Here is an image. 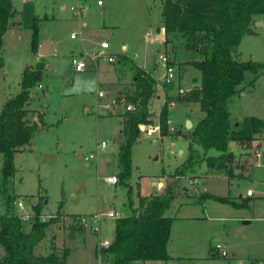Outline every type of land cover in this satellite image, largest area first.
<instances>
[{"label":"rangeland","instance_id":"1","mask_svg":"<svg viewBox=\"0 0 264 264\" xmlns=\"http://www.w3.org/2000/svg\"><path fill=\"white\" fill-rule=\"evenodd\" d=\"M97 1L15 0V4L21 9L23 23L5 32V50L2 55L4 67L0 71L1 79H3L0 83L1 111L5 96L14 95L21 88L25 66L36 63L39 51L34 50L32 44L35 20L38 26V44L41 46L45 41L53 38L52 51L45 56L47 65L42 75L45 87L33 88L34 96H43L44 100L45 90L49 91L50 97L45 100L50 104L49 110L46 111L48 126L38 130L34 135L36 150L15 154L14 161L17 170L5 185L16 199L22 196L25 202L22 209L15 204L16 213L33 212L34 205L41 201L44 212L56 214V220L47 226L45 237L39 244H36L34 251L49 253L56 250L62 255L64 249L67 248L70 252L67 255L66 264H98L100 260L99 235L93 230L79 226L73 220L74 216L99 211L106 213L109 209L119 211L124 216L132 213L130 198L134 199V204H139L136 192L139 178H144L149 182L153 177L166 175L164 179L167 184L178 180V187L174 192L175 198L166 214L189 216L204 209H211L209 202L212 201L240 208V204H235L233 196H239L242 192L246 195L249 187H252L253 191L256 185L252 184V181L258 178L259 174L264 176V164L255 165L253 171L237 168L240 167V162L248 165L253 162L254 158L257 159L254 155V148L258 146V143H260L258 147L264 162V130L256 135L255 140L258 141L256 145L249 143L246 148L241 146L233 148L235 149L233 161H229L225 169H227L226 172L235 169L236 173L241 172L242 176L230 177L233 185L229 191L226 190L224 182L227 181V173L214 174L209 182L196 180L195 177L201 178L208 172L209 166L206 161L198 162L188 169L189 172L198 176L188 177V171L175 175L177 167L184 163L190 151L191 138L190 129L186 126L187 120L194 121L199 114L196 104L176 101L174 105L168 104L169 119L173 122L169 124V127H177L178 131L174 133L175 135L169 134L162 139L158 138V132L155 135H148L141 128L140 137L132 144L133 167L127 181L124 182L118 178L119 182L110 183L105 180L108 174L120 173L122 170L119 162L120 147L117 145L116 136L118 138L122 134L120 130L124 126L115 114L105 115L106 111L102 109L101 103L112 96L111 93L115 89L112 83L114 73L133 72V64L127 59L118 66V63L100 58L98 65L92 64L93 66L87 67L84 72L76 71L71 54L79 50L80 38L74 39L71 34L81 30L82 21L88 20L89 22L85 29L96 27V30L99 28L106 33L104 38L109 37V42H111L109 50L113 53L120 52L123 44L127 43L128 54L138 59L149 71L154 69L160 51H165L175 58L178 66L177 77L173 85L163 83L165 89H169L168 86L171 85L172 88L169 92L164 89L168 94L165 96L164 93L162 106L166 99H178L176 94L179 82L184 88L192 87L202 82V74L196 65L187 63L196 55L193 56L194 53L185 47L186 43L184 46L179 44L173 49V45L166 46L165 42L161 44V50H159L161 42L159 43L153 32L155 30L152 31L151 40H146V32L150 31V28L154 27L161 17V0H102L104 1L103 6H99ZM81 4L87 5V11L89 10L83 18L72 8V6ZM260 20L264 22V14L252 24L254 31L251 30L243 36V41L239 46L240 54L237 53L242 60L264 61V23H257ZM114 25H119L120 30H115ZM112 31L113 34H110ZM158 31L161 32V29L158 28ZM85 36L87 35H84V38ZM101 38L102 36L97 31L92 39L93 42L89 41V47L99 43ZM173 38L172 40L186 41L181 35H174ZM116 68L119 69L116 71ZM159 76L161 75L157 77ZM127 87L124 88L127 89ZM100 90L106 95L100 96L98 93ZM190 91L180 95L181 98L189 95ZM239 91L237 95L229 99L232 121L242 120L245 115L264 118V68L258 71L247 69ZM38 101L37 99V103L41 102V100ZM98 103L100 106L97 105ZM45 104L42 101L43 107ZM122 104L125 110L126 100ZM86 108H89V111H86ZM158 120L156 124L152 123L153 121L142 124L161 127L160 117ZM104 139L109 140L105 150L98 146V143ZM194 144L201 154H204L203 146L197 142ZM112 146L115 148L113 149ZM92 152L95 153V157L89 161L86 160V156ZM211 154H218V150L211 148L207 155ZM1 164L2 154L0 152V214H3L7 208V201L2 183ZM130 184L133 185L132 188ZM204 186L210 187L209 190L213 191L211 194L216 196H202L203 193H207L204 191ZM111 201L114 203L112 204ZM62 211L71 212L74 215L65 214ZM23 218L25 227L29 230L35 220L34 215L30 214V217L23 216ZM116 219L109 217L103 220L101 225L103 239H115ZM192 231L193 229L184 222L176 223L175 234L177 236L175 235L171 244H178L181 239L186 238L187 233H192ZM216 231L204 230L202 234H208L210 238L216 234ZM88 238L90 242L85 248L83 243ZM217 240H219L217 236H214L215 244L222 243ZM0 251H2L1 246ZM113 255V253L109 256L103 253L101 258L110 260Z\"/></svg>","mask_w":264,"mask_h":264},{"label":"trees","instance_id":"2","mask_svg":"<svg viewBox=\"0 0 264 264\" xmlns=\"http://www.w3.org/2000/svg\"><path fill=\"white\" fill-rule=\"evenodd\" d=\"M161 23L166 27L167 39L181 35L186 47L198 52L199 58L188 61L196 65L202 74L201 84L192 87L189 95L178 99L199 101L203 116L194 125L190 151L184 163L177 167L175 175L184 174L198 162L206 161L209 166L225 169L233 161L232 142L247 147L254 143L256 135L264 130V118L245 115L242 120L232 121L229 99L237 95L247 69L258 71L264 61L240 58L237 53L245 33L253 30L255 16L264 14V0H161ZM12 0H0V51L3 49L4 34L10 28L14 14ZM33 48L39 51L38 26L35 20ZM174 39V38H173ZM174 41V40H172ZM117 59L118 55H117ZM46 62L37 60L35 65H26L22 73L21 88L8 98L0 111V152L2 154V183L4 184L7 208L0 214V264H66L69 249L64 253L52 250L36 253V244L45 237L51 222L39 217L42 202L33 207L34 222L29 230L21 214L14 211L16 197L6 187L9 178L17 170L15 154L30 142L39 122L28 118L27 104L31 88L42 79ZM1 68V65H0ZM133 88L124 90V100L134 104V109L125 108L124 135L119 144V162L122 170L119 179L125 181L132 172V144L140 137L141 122H151L149 103L155 95L156 75L143 67H136ZM123 100L122 98L119 101ZM169 100L161 107L160 126L162 135L170 134ZM43 117L40 116L42 121ZM195 142L205 149L201 154ZM211 148L217 155H207ZM177 182L169 183L160 193L139 194V207L135 208L130 198L132 213L116 219L115 239L104 250L110 264H133L135 259H162L171 256L167 248L171 237L174 217L166 214L174 200ZM202 196H216L203 193ZM60 211V210H58Z\"/></svg>","mask_w":264,"mask_h":264},{"label":"crops","instance_id":"3","mask_svg":"<svg viewBox=\"0 0 264 264\" xmlns=\"http://www.w3.org/2000/svg\"><path fill=\"white\" fill-rule=\"evenodd\" d=\"M12 1H13V9L12 10H14V14L10 20L11 25H10V28H8V30L17 28V26H21L23 23V21L21 20V9H19L18 6L15 4V0H12ZM103 4H104V1L102 2V4H98V5L103 6ZM85 15H83L82 18L85 17ZM261 15L262 14L255 16V20L259 19L261 17ZM88 23H89L88 20L82 21L81 25H83V26H82L81 30H79L78 35L76 37V38H80V42H79L80 44L78 45L79 50L72 52V54H81V53H84L87 51H92V50L98 49L101 47V44H102L101 41L102 40H104V39L109 40V37L104 38L106 33H104L101 29L99 30V28H98V30H96L97 29L96 27H92L91 29H85L88 26ZM156 23L157 24L154 27L150 28V31L146 32V34H145L146 40H148V41L151 40L152 34L154 32L156 37L158 38L159 43L161 42L159 45V50H161V44H165V42H166V44H165L166 46L168 44L173 45V49L176 48V46L179 44L184 46L183 42H181V41L174 40V42H173L169 38L167 39V32H166V34H163L162 32L158 31V28L162 30V27H163V24L161 23L160 18ZM105 25H107V24H105ZM114 28H116L115 30H120L119 25L118 26L114 25ZM153 30H155V31H153ZM97 31H98V34L100 36H102L101 41L99 43H96L93 47H89V41L93 42L92 39L94 38V35L96 34ZM110 34H113V31ZM84 35H87V36H85V38H84ZM76 38H74V39H76ZM48 41L51 43V47H50V53H51L52 48H53V44H54L53 38L48 39ZM126 44L127 43L123 44L124 48L122 47V50L120 52L115 53L116 55H118V58H119V60L116 61L115 63H118V66H119V64L121 65L122 61H125L128 59V60L132 61L133 72L122 71V73H119V71H118V73H114V76H113L114 78H113L112 83H113V86L115 87V89L111 93L112 96L109 98H106V100L101 103L102 109H104V111H106L105 115L115 114L120 119V121L123 122V126H124V121H125L124 105L122 104V102L124 101V90H125L124 87H127V86H130L131 88L134 87L133 86V81H134L133 74L136 71V67H143L147 70V68L144 65H142L138 59H135L128 54V51H127L128 50V44L127 45ZM3 45H4L3 49L0 51V65H1L0 71L4 67L2 55H3L4 50H5V34H4ZM188 50H190L194 53L193 56L196 55V58H199V56H197V55H199L197 51H195L194 49H188ZM45 56H47V55H41V53L39 51L37 53V60L43 59L45 61ZM37 60H36V62H37ZM88 60H89L88 67L96 65L93 60H91V59H88ZM158 61H159V58H157V61L155 62V65L153 67L154 69L152 71L147 70L150 73H152L153 75H156V77L158 75H161V73H162V70H161L162 68L159 66ZM156 63H158V64H156ZM46 65H47V62H46ZM97 65H98V63H97ZM156 65H158V66H156ZM74 69H75V67H74ZM118 69L116 68V71ZM86 70H84V71H86ZM76 71H78V70H76ZM84 71H80V72H84ZM98 77H99V74H98ZM196 77H197V75H196ZM2 80L3 79H1V76H0V83L2 82ZM42 81H43V77L39 82L36 83V85L34 87L31 88V93H30L31 98L27 104V107L30 109L28 118L31 121H38L39 125H38L37 129L35 130L30 142L27 144H24L21 147L22 149H20V151H18L16 153V155L19 154L20 152H28L29 150H33V151L36 150L34 148L33 137L37 133L38 130L48 126V122L46 121V114H47L46 111L49 110L50 104H48L47 101H45V100H46V98L49 99V97H50L49 91H48V89L45 90V97H46L45 100L42 98L43 96L42 97L34 96V93H33V88L38 87V89H39V88L45 87V85ZM40 83H41V85H39ZM195 85H197V84H195ZM192 87H189L186 89H192ZM168 88L169 89H167V88L165 89L163 84L161 86L159 85L155 91V95L150 100L149 109L151 110V113H152V116H151V122L153 121L152 123L156 124L157 120L160 117L164 93L166 96L168 94L167 92H169V90L171 91L172 86H168ZM127 89H128V87H127ZM164 89L167 92H165ZM243 93L245 94V92H243ZM102 94L103 95H101V94H99V95L100 96L106 95V94H104V92ZM10 95H12V94H10ZM10 95L5 96L6 97L5 101L8 98H10ZM121 98L123 100L119 101V99H121ZM37 99L39 101L41 100V102L38 101L39 103H37ZM42 101H44V103H46L44 107L42 105ZM176 101H178V102L179 101H185V102L191 103V104L194 103L198 106L197 109L199 111L198 112L199 114L197 115V118L194 121H192V123H193L192 128L188 127L190 129V134H191L193 129H194V125L198 122L200 117H202L201 112H203V111H202V109H200V102L195 101V100L189 101V100H185V99H178ZM118 102H120V103H118ZM97 105L100 106L99 103ZM118 108H120V111H118ZM86 111H89V108H86ZM40 116L43 117L42 121L40 120ZM172 123L173 122L169 119V124H172ZM177 131H178L177 127L176 128L170 127V134L175 135L174 133H176ZM179 132H182V131H179ZM120 133H122L121 139L124 140V128L120 130ZM156 133H154L153 135H155ZM168 135H163L162 137H159V138L163 139ZM116 139H117V136H116ZM106 141H109V140L107 139ZM256 143H258V141L254 140L255 145H256ZM119 144L120 143L117 142L118 146H119ZM257 145L259 146L260 143H258ZM238 146H241V145L235 143L234 147H238ZM107 147H108V144H107ZM112 148L114 149L115 146H112ZM105 149H103V150H105ZM233 150H235V149H233ZM219 153L220 152L218 151V154ZM214 155H217V154H214ZM262 157H263V155H262ZM262 157L260 158L261 164H256L255 163L256 160L254 158V160L252 162L254 165L252 168H251L252 163H250V164L248 163V165H245L243 162H240V167H237V168H239V169L241 168L243 170L253 171L255 165L261 166L262 164H264ZM92 158H90V159H92ZM226 170L227 169H218L215 166H212V167L209 166L208 172H206V174H203L204 175L203 177H201V178L195 177V178H196V180H198V182H200L201 180L209 182L210 179H212V177H214V174L219 175V174H223V172L227 173L228 174V177H226L227 181H224V182L226 183V190L229 191L231 186L233 185V183H231V178H233V177L239 178L242 176L241 175L242 173L239 172V174H237L235 169L230 170L229 172H226ZM112 174H115V173H112ZM116 175L119 177V173H116ZM187 176L192 177V176H198V175L197 174L194 175L188 171ZM164 177H166V175L160 176L158 178L153 177L150 179L151 181H149V182L144 180V178H139L138 179L139 181H137L138 185H137V190H136L137 197H139V194L147 195L150 193L155 194V193H160V192L164 191L165 187L167 186V182L164 179ZM222 178H224V177H222ZM125 181H127V180L125 179ZM252 184L256 185V188L253 189L252 194H248L246 192V195H245V193L242 192L239 195L240 197L231 195V196H233V200L235 199V204L236 203L238 205L240 204L239 205V206H241L240 208H233V207L228 206L226 204L216 202V201H212V202H209V206L211 208L209 210L204 209L203 211H198V212H196V214L189 215V216L171 215L174 217V220H173L172 225H171V231H172L171 237H170V240L168 241V244H167V248H168L171 256L168 258H162V259H145V260L135 259V260H133V264H136V262H138L137 264H264V176L259 174L258 178L254 179L252 181ZM130 187L132 188L133 185L130 184ZM131 188H130V190H131ZM209 188L210 187L204 186V191L211 194L213 191L211 192L209 190ZM251 188L252 187H249V189H251ZM185 189H188V188L185 187ZM138 199H139L138 203H140V197ZM132 200L134 201V199H132ZM47 201L48 200H46V202ZM111 203L113 204L114 202L111 201ZM135 204L133 206L135 208H137L139 206V204H137V203H135ZM41 211H42V213H46L43 210H41ZM62 212L65 214H73L71 212H66V211H62ZM117 212H119V211H117ZM119 215L124 216L120 212H119ZM179 222H184L186 225L190 226L191 229H193V231H192V233H187L186 238L181 239L178 244L173 245L171 243L174 241L175 235H176L175 234V226H176V223H179ZM204 230L210 231V232L213 230H215V231L217 230V231H216V234H214L213 236H210V238H209L208 234L207 235L202 234L204 232ZM176 231H177V227H176ZM92 234H94V233L92 232ZM177 234H178V231H177ZM214 236H217V239H219V240H217L218 242L220 241L224 244V246H226V248L228 249L227 254H222L220 249L215 247V241H213ZM178 237H179V234H178ZM89 238L91 240V236ZM89 238H88V240H86L85 243H83V246L85 248H87L89 245V242H90ZM94 248H95V246H94Z\"/></svg>","mask_w":264,"mask_h":264},{"label":"built area","instance_id":"4","mask_svg":"<svg viewBox=\"0 0 264 264\" xmlns=\"http://www.w3.org/2000/svg\"><path fill=\"white\" fill-rule=\"evenodd\" d=\"M98 4H102V0H98L97 1ZM72 8L74 9V11L79 14L80 16L85 15L88 6L85 4H81V5H75L72 6ZM161 32L163 34H166V27L163 26ZM78 35V32L74 31L71 34V37L76 38ZM101 47L92 51H87L81 54H72L71 55V60L73 61L74 67L76 70L78 71H84L87 69L88 65H89V60L91 59L94 61V63L97 65L98 63V59L102 58V59H107L111 62H116L118 61L117 59V55L113 52H111L109 50V48L111 47V42H109L108 39H104L101 41ZM159 66L162 68V73L161 76L157 77V83L155 85V89H157V87L160 85H162L163 83L166 84H172L173 82H175L176 80V73L178 71V66L177 63L175 61V58H172L167 52L165 51H160L159 55ZM41 85V83L39 84ZM171 85V86H172ZM191 89H186L184 88L182 85H178V93L176 94V96H180L183 94H186L187 92H189ZM103 92L100 91L99 94H102ZM168 100V99H166ZM165 100V101H166ZM178 100V99H177ZM176 99L175 100H169V104L173 105L175 104ZM134 104L130 103L127 105L128 109H134ZM143 122H141L139 124V127L142 128L144 131H146V133L148 135H153L154 133L158 132V138L162 137V133L161 131V127H159L158 125H147V124H142ZM155 139V138H154ZM107 144L108 141L106 140H102L100 143H98V146L102 149L107 148ZM255 151H254V155L257 157V159L255 158V163L256 164H261V160L260 158L262 157V153L260 151V148L255 146ZM247 151V150H246ZM246 153V152H245ZM95 157V153H90V155L86 156V160H89L90 158ZM253 163L251 164V168L253 167ZM105 180L107 182L110 183H117L118 181V176L116 174H108L107 176H105ZM252 190L248 189L247 193L248 194H252ZM17 207L22 209L25 206V202L21 196V198L19 199H15ZM30 214L34 215V212H30V213H25L22 212L21 216L24 217H30ZM40 219L42 221H48L51 218H56V214H50V213H40L39 215ZM109 217H114V218H118L121 217V215H119V212L113 210V209H109V211H107L106 213H103L101 211L99 212H94L91 214H76V216H74V221L77 222V224L79 226H82L84 228H87L89 230H93L95 231L94 233H97L99 235V244H98V250H99V254H100V260L98 264H110V260L106 259L103 260L101 257H103V253L105 254L106 251L104 250L107 246H109L113 240L111 239H103L102 238V234H101V225L104 219H107ZM215 247H217L218 249H220V251L222 252V254H227L228 253V249L226 248V246H224L223 243H217L215 244ZM107 254V253H106Z\"/></svg>","mask_w":264,"mask_h":264},{"label":"water","instance_id":"5","mask_svg":"<svg viewBox=\"0 0 264 264\" xmlns=\"http://www.w3.org/2000/svg\"><path fill=\"white\" fill-rule=\"evenodd\" d=\"M256 21V20H255ZM259 22H262V23H264L263 21H258L257 23H259ZM50 47H51V43L47 40V41H45L41 46H40V53H41V55H48L49 53H50ZM118 111H120V108H118ZM203 112H201V116H203ZM192 121L190 120V119H188L187 120V123H186V126L187 127H189V128H192ZM121 136H122V134H120L119 136H118V138H117V142L118 143H122L123 141H122V139H121ZM233 144H235L234 142H232Z\"/></svg>","mask_w":264,"mask_h":264}]
</instances>
